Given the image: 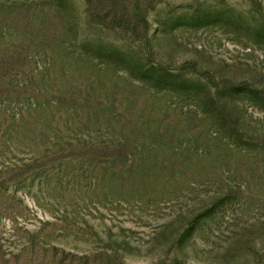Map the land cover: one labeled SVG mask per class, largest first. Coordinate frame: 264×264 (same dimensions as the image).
<instances>
[{
  "label": "rangeland",
  "instance_id": "rangeland-1",
  "mask_svg": "<svg viewBox=\"0 0 264 264\" xmlns=\"http://www.w3.org/2000/svg\"><path fill=\"white\" fill-rule=\"evenodd\" d=\"M0 264H264V0H0Z\"/></svg>",
  "mask_w": 264,
  "mask_h": 264
}]
</instances>
